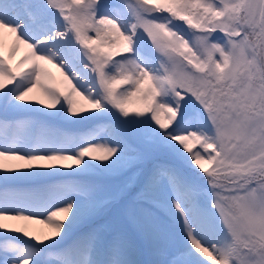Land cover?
Wrapping results in <instances>:
<instances>
[{
	"label": "snow or ice",
	"instance_id": "snow-or-ice-1",
	"mask_svg": "<svg viewBox=\"0 0 264 264\" xmlns=\"http://www.w3.org/2000/svg\"><path fill=\"white\" fill-rule=\"evenodd\" d=\"M209 261L264 264V0H0V264Z\"/></svg>",
	"mask_w": 264,
	"mask_h": 264
},
{
	"label": "bare ground",
	"instance_id": "bare-ground-1",
	"mask_svg": "<svg viewBox=\"0 0 264 264\" xmlns=\"http://www.w3.org/2000/svg\"><path fill=\"white\" fill-rule=\"evenodd\" d=\"M52 72H53V74L57 77V79H59V74L56 72V70L55 69H52ZM85 129V127H81V128H76V129H74V130H76V131H83ZM36 227H38V228H42V226H36Z\"/></svg>",
	"mask_w": 264,
	"mask_h": 264
},
{
	"label": "rangeland",
	"instance_id": "rangeland-1",
	"mask_svg": "<svg viewBox=\"0 0 264 264\" xmlns=\"http://www.w3.org/2000/svg\"><path fill=\"white\" fill-rule=\"evenodd\" d=\"M105 2H108V0H105ZM81 127H85L86 128V125H75V126H73L74 129H76V128L78 129V128H81ZM193 167H195V166H193ZM143 258L144 259H150L151 257L146 254ZM208 264H211V262L209 261Z\"/></svg>",
	"mask_w": 264,
	"mask_h": 264
}]
</instances>
